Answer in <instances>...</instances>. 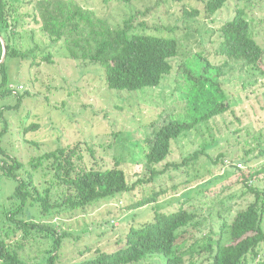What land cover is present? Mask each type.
<instances>
[{
	"label": "rangeland",
	"instance_id": "1",
	"mask_svg": "<svg viewBox=\"0 0 264 264\" xmlns=\"http://www.w3.org/2000/svg\"><path fill=\"white\" fill-rule=\"evenodd\" d=\"M7 1L12 9V26L8 30L2 29L3 46L6 48L7 39L11 47H17L20 54L25 52L27 56L8 55L0 60V63L5 61L3 66L10 79L4 90L23 85L27 93L21 105L16 95L0 96V131L7 128L0 147L24 161L60 145L81 144L89 166L108 168L122 160L133 184L151 174V166L146 160L148 135H153L173 118H192L201 114L214 99L222 100L219 95L215 98L201 95L196 104L188 95L194 79L200 75L198 71L202 72L208 62L222 68V74L216 80L234 104L226 114L200 123L174 140L172 153L159 165L162 170L168 162L180 163L200 150L204 153L196 161V168L187 172L186 167L171 168L130 192L47 219L73 234L65 238L58 264H79L93 257L97 248L115 251L131 227H141L153 220L156 212L172 211L183 203L188 208L195 204L199 210L205 209L201 215L208 219L203 227L205 233L211 228L219 232L222 218L218 212L231 223L236 213L255 199L242 182V171L230 165L242 162V169L250 172L264 164V156L261 157L264 152V74L261 70L248 68L243 62L231 61L227 65L216 53L221 42V33L217 29L234 17L239 0H229L222 11L212 17L206 12L208 0H133L132 3L76 0L113 27L122 26L132 18L135 33L180 40L181 51L172 61L173 71L164 76L160 86L137 91L110 89L102 65L69 56L65 40H52L37 22L34 13L38 0ZM240 5L254 19V33L264 47V0H243ZM189 10L198 13L192 15ZM18 18L21 21L14 26ZM3 66L0 64V83ZM261 68L264 70V61ZM210 72L214 78L216 69L211 68ZM34 124L38 127L27 133L24 131ZM32 141L41 146H34ZM247 157L254 158L250 166L243 161ZM1 158L0 152V162ZM223 159L228 160L229 167L223 164ZM251 183L264 189L263 176ZM175 185H178L176 191ZM15 186L16 182L0 171V223L4 219L3 209L11 205L9 196ZM164 189L169 192L160 197L159 202L138 209L128 208L141 197ZM187 197L192 202L186 204ZM210 206L215 208L214 211L210 212ZM36 215L39 217L40 213ZM196 235L201 233L196 231ZM21 238L22 234L18 233L14 243L20 242ZM35 240L30 241L21 253L34 264H45L48 257L45 249L50 243L47 239ZM224 241L231 242V235L225 234ZM262 249L264 251V247ZM194 263L187 255L184 264ZM139 264L165 263L158 256Z\"/></svg>",
	"mask_w": 264,
	"mask_h": 264
},
{
	"label": "trees",
	"instance_id": "2",
	"mask_svg": "<svg viewBox=\"0 0 264 264\" xmlns=\"http://www.w3.org/2000/svg\"><path fill=\"white\" fill-rule=\"evenodd\" d=\"M123 1L132 3L133 0ZM228 1L208 0L206 12L209 17L222 11ZM241 1L243 0H239L235 6L234 17L217 29L221 33V42L216 53L222 56L227 65L231 61L243 62L248 68L261 70L264 74L261 68L264 47L257 41L254 19L240 5ZM11 11L8 1L0 0V60L3 59L5 49L6 57L27 56L25 52L20 54L17 47H11L7 39L6 48L3 46L2 29L8 30L12 26ZM188 12L192 15L198 13L196 10ZM34 16L52 40H65L69 56L73 59L89 60L102 65L106 71L108 86L113 90L137 91L160 86L164 76L174 69L173 59L180 55L179 39L135 33L132 31V18L122 26L113 27L76 0H38ZM19 21L21 20L18 18L13 25L17 26ZM4 63L5 61L1 62V66ZM4 66L1 69L0 96L16 95L19 98L18 104L21 105L27 90H18L12 86L4 90L10 84L9 74ZM211 68L216 69L214 78L210 75ZM198 72L200 75L194 79L188 94L190 99L194 98L197 104L201 95H207V98L219 95L222 100L214 99L201 114L192 118H173L161 125L153 135H148L146 160L151 166V174L133 184L122 160H117L113 167L108 168L89 166L81 144L60 145L31 156L27 161L0 147V171L16 182L15 189L9 196L11 205L2 211L4 219L0 223V264H34L22 255L21 250L36 238L47 239L50 243L45 249V254H48L45 264H58L64 240L73 234L47 219L64 211L85 208L100 199L130 192L139 184L151 182L171 168L186 167V172L192 167L196 168V161L204 153L200 150L180 163L168 162L162 170L159 165L167 160L172 153L173 141L183 133L197 128L200 123L226 114L234 107L222 85L216 80L222 74L221 67L208 62L205 69ZM201 102L205 105L204 101ZM36 127L38 125L34 124L24 131L27 133ZM6 131V127L0 131V140ZM32 143L34 146H41L39 142ZM222 156L220 157L224 158ZM263 156L264 152L261 154ZM227 161L222 160L226 166ZM243 161L250 166L254 158H243ZM230 166L242 171L243 181L239 178L238 182L242 181L248 193L255 195V199L246 208L239 210L231 223L218 212L222 218L219 232L211 228L205 233L203 227L208 219L201 217L205 209L199 210L200 207L195 204L188 208L183 203L175 210L156 212L155 218L141 227H131L117 250L97 248L93 257L79 264H139L158 256L163 258L165 264H184L187 255L196 262L194 264H264V189L251 183L252 180L264 177V164L250 172L238 168L234 162ZM173 189L178 190V185ZM168 192V189L155 191L151 196L141 197L128 208L138 209L157 203ZM187 198L186 204L192 202L191 198ZM209 208L210 212L215 209L213 206ZM38 213L39 217L36 215ZM196 231L201 235H196ZM18 233L22 234V238L15 244L14 238ZM227 233L231 235V242L228 243L224 241Z\"/></svg>",
	"mask_w": 264,
	"mask_h": 264
},
{
	"label": "built area",
	"instance_id": "3",
	"mask_svg": "<svg viewBox=\"0 0 264 264\" xmlns=\"http://www.w3.org/2000/svg\"><path fill=\"white\" fill-rule=\"evenodd\" d=\"M13 88H15L14 86H12ZM24 88V86L23 85H20V86H18V90L20 89H23ZM14 91H16V90H14ZM236 165V164H235ZM236 166H238V168L240 167V168H242L243 167V163L242 162H238V164L236 165Z\"/></svg>",
	"mask_w": 264,
	"mask_h": 264
},
{
	"label": "water",
	"instance_id": "4",
	"mask_svg": "<svg viewBox=\"0 0 264 264\" xmlns=\"http://www.w3.org/2000/svg\"><path fill=\"white\" fill-rule=\"evenodd\" d=\"M4 56H3V58H5L6 57V49H5V52H4V54H3Z\"/></svg>",
	"mask_w": 264,
	"mask_h": 264
},
{
	"label": "clouds",
	"instance_id": "5",
	"mask_svg": "<svg viewBox=\"0 0 264 264\" xmlns=\"http://www.w3.org/2000/svg\"><path fill=\"white\" fill-rule=\"evenodd\" d=\"M20 86V85H19ZM24 89V88H23Z\"/></svg>",
	"mask_w": 264,
	"mask_h": 264
}]
</instances>
